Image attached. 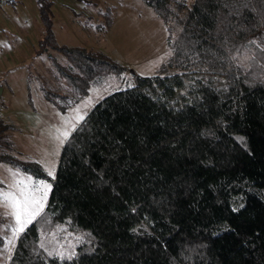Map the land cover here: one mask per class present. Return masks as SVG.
Masks as SVG:
<instances>
[{
  "label": "trees",
  "instance_id": "16d2710c",
  "mask_svg": "<svg viewBox=\"0 0 264 264\" xmlns=\"http://www.w3.org/2000/svg\"><path fill=\"white\" fill-rule=\"evenodd\" d=\"M142 1L178 24L179 72L137 77L84 117L9 264H264V0ZM36 3L63 91L124 71L57 44L51 3ZM10 128L0 122V162L45 180L13 156Z\"/></svg>",
  "mask_w": 264,
  "mask_h": 264
},
{
  "label": "rangeland",
  "instance_id": "374dc122",
  "mask_svg": "<svg viewBox=\"0 0 264 264\" xmlns=\"http://www.w3.org/2000/svg\"><path fill=\"white\" fill-rule=\"evenodd\" d=\"M47 1L51 3L57 44L101 53L124 71L105 75L84 88L79 84L77 90L67 87V92L63 91L65 78L54 70L51 52L40 51L38 45L43 27L36 0H15L0 6V122L12 127L7 138L14 145L13 156L21 162L36 163L46 175L45 180L36 179L0 162V194L19 196L23 187L19 181L31 177L42 182L36 196L43 197V209L61 148L82 121L80 117L109 94L133 87L137 77L177 74L179 70L169 61L180 31L178 24L164 23L142 0ZM85 88L83 94L81 89ZM46 91L60 96V107L45 99ZM12 211L9 203L0 201V264H9L22 233L13 236L8 230L15 223Z\"/></svg>",
  "mask_w": 264,
  "mask_h": 264
},
{
  "label": "snow or ice",
  "instance_id": "6c2138e0",
  "mask_svg": "<svg viewBox=\"0 0 264 264\" xmlns=\"http://www.w3.org/2000/svg\"><path fill=\"white\" fill-rule=\"evenodd\" d=\"M81 120L84 117H80ZM67 136V133H65ZM42 182L39 180H32L31 177L27 179H21L19 185H23L20 188V194L10 193L8 197L0 194V201H4L10 204L12 211V216L14 219V224L8 226V230L16 236L17 233L23 232L25 226L30 224L33 219L43 210L44 199L43 197H37L36 193L39 191ZM43 247V245H41ZM60 259H64L63 255H60ZM71 259V256L67 257Z\"/></svg>",
  "mask_w": 264,
  "mask_h": 264
},
{
  "label": "built area",
  "instance_id": "2783aa9c",
  "mask_svg": "<svg viewBox=\"0 0 264 264\" xmlns=\"http://www.w3.org/2000/svg\"><path fill=\"white\" fill-rule=\"evenodd\" d=\"M10 0H0V5Z\"/></svg>",
  "mask_w": 264,
  "mask_h": 264
},
{
  "label": "crops",
  "instance_id": "0c3cea01",
  "mask_svg": "<svg viewBox=\"0 0 264 264\" xmlns=\"http://www.w3.org/2000/svg\"><path fill=\"white\" fill-rule=\"evenodd\" d=\"M8 4H10V3H3V4H1V5H8ZM1 5H0V6H1ZM42 35H43V34H42ZM40 40H41V39H40Z\"/></svg>",
  "mask_w": 264,
  "mask_h": 264
}]
</instances>
